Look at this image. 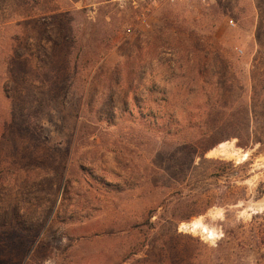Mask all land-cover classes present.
<instances>
[{
  "label": "rangeland",
  "instance_id": "1",
  "mask_svg": "<svg viewBox=\"0 0 264 264\" xmlns=\"http://www.w3.org/2000/svg\"><path fill=\"white\" fill-rule=\"evenodd\" d=\"M204 159L237 202L175 221L229 187ZM255 214L264 0H0V264H226Z\"/></svg>",
  "mask_w": 264,
  "mask_h": 264
},
{
  "label": "trees",
  "instance_id": "2",
  "mask_svg": "<svg viewBox=\"0 0 264 264\" xmlns=\"http://www.w3.org/2000/svg\"><path fill=\"white\" fill-rule=\"evenodd\" d=\"M219 13V10L213 11L211 14H217ZM206 26H212L210 24H206ZM181 39V38H179ZM182 41V40H180ZM180 44V42L178 41ZM240 145V144H239ZM203 162H211L215 163L217 166H214L213 173H211L208 176H205V179H214V180H222L224 179V182L229 185L227 190H222V192L217 196V198H214V196L208 195L206 192H194L193 190L189 191V198H191L194 203V210L191 213H188L186 216L180 215L176 216L174 218L175 221H185L189 220L192 217L199 216L203 214L208 208L211 206H214L215 204H222V205H228L232 203H236L237 199L232 198V192H231V185H233V181L231 180L232 174L228 172V169H245L246 162L242 164L236 165L233 161H225V160H203ZM194 166V165H193ZM193 171H195V174L201 175L202 171L198 172V169L196 166L193 167ZM248 176L245 173H242L241 175L236 176L237 179L240 181H243ZM198 180H193L191 182V187H194L197 185ZM245 189V188H243ZM207 194V195H206ZM205 195V196H204ZM204 196V198H203ZM243 199V198H242ZM155 211H150L148 213V218L151 219L152 217L156 216ZM263 214H255L252 217L251 222H249V229H246L245 224L238 223V227L235 229H224V224H222V230L224 231V236L226 238V241L221 240L217 244L216 249H213L212 251H217L222 254L223 259L225 260L226 264H247L246 260L248 257V253H253V257H256L258 255H261V257H264V229L261 227V223L257 222L256 220L258 218H262ZM229 216L227 215L225 217V220H228ZM164 219L162 217H159V221H163ZM223 236V237H224ZM241 236V238H239Z\"/></svg>",
  "mask_w": 264,
  "mask_h": 264
},
{
  "label": "built area",
  "instance_id": "3",
  "mask_svg": "<svg viewBox=\"0 0 264 264\" xmlns=\"http://www.w3.org/2000/svg\"><path fill=\"white\" fill-rule=\"evenodd\" d=\"M123 1L130 2L131 4H136L138 2H145V1H150L151 3H156V2H159L160 0H123ZM164 1L174 2V1H177V0H164ZM229 23L231 25H233L232 21H230Z\"/></svg>",
  "mask_w": 264,
  "mask_h": 264
}]
</instances>
